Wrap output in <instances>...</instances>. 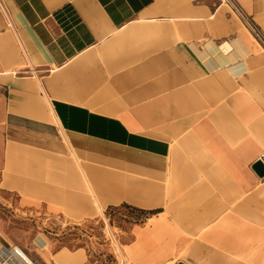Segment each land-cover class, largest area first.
<instances>
[{
  "label": "crops",
  "instance_id": "crops-1",
  "mask_svg": "<svg viewBox=\"0 0 264 264\" xmlns=\"http://www.w3.org/2000/svg\"><path fill=\"white\" fill-rule=\"evenodd\" d=\"M238 1L264 32V0ZM258 161L264 46L228 4L0 0L1 194L77 216L154 211L128 264H264ZM24 246L90 264L44 233Z\"/></svg>",
  "mask_w": 264,
  "mask_h": 264
},
{
  "label": "rangeland",
  "instance_id": "rangeland-1",
  "mask_svg": "<svg viewBox=\"0 0 264 264\" xmlns=\"http://www.w3.org/2000/svg\"><path fill=\"white\" fill-rule=\"evenodd\" d=\"M146 214L132 207L105 208L89 216L56 211L23 202L13 194L0 193V222L14 246L25 248L39 233L50 236L58 246L84 248L90 264H128L123 244L132 239L131 229L146 221ZM124 256V257H123Z\"/></svg>",
  "mask_w": 264,
  "mask_h": 264
},
{
  "label": "built area",
  "instance_id": "built-area-1",
  "mask_svg": "<svg viewBox=\"0 0 264 264\" xmlns=\"http://www.w3.org/2000/svg\"><path fill=\"white\" fill-rule=\"evenodd\" d=\"M226 3L243 20L247 27L253 32L255 37L264 46V32L253 20L252 16L246 12L238 0H221ZM0 263L2 264H39L28 252L19 246L4 248L0 250ZM56 264V263H52Z\"/></svg>",
  "mask_w": 264,
  "mask_h": 264
},
{
  "label": "water",
  "instance_id": "water-1",
  "mask_svg": "<svg viewBox=\"0 0 264 264\" xmlns=\"http://www.w3.org/2000/svg\"><path fill=\"white\" fill-rule=\"evenodd\" d=\"M255 169L261 176H264V162L263 161H258L255 164ZM179 264H184V263H179Z\"/></svg>",
  "mask_w": 264,
  "mask_h": 264
},
{
  "label": "trees",
  "instance_id": "trees-1",
  "mask_svg": "<svg viewBox=\"0 0 264 264\" xmlns=\"http://www.w3.org/2000/svg\"><path fill=\"white\" fill-rule=\"evenodd\" d=\"M126 207H131V206H127V205H126ZM132 209H134V210H136V211H139V212H141V213H145L146 216H147L148 214H153V213H154V211H144V210H141V209H138V208H134V207H132Z\"/></svg>",
  "mask_w": 264,
  "mask_h": 264
},
{
  "label": "bare ground",
  "instance_id": "bare-ground-1",
  "mask_svg": "<svg viewBox=\"0 0 264 264\" xmlns=\"http://www.w3.org/2000/svg\"><path fill=\"white\" fill-rule=\"evenodd\" d=\"M171 264H173V263H171Z\"/></svg>",
  "mask_w": 264,
  "mask_h": 264
}]
</instances>
